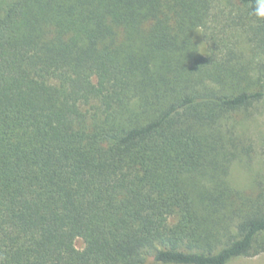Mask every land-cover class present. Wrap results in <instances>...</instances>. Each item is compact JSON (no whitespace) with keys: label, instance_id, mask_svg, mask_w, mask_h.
Wrapping results in <instances>:
<instances>
[{"label":"trees","instance_id":"16d2710c","mask_svg":"<svg viewBox=\"0 0 264 264\" xmlns=\"http://www.w3.org/2000/svg\"><path fill=\"white\" fill-rule=\"evenodd\" d=\"M218 1L0 0V264L264 253V202L230 187L223 131L264 99V63L213 34L200 54ZM228 1L264 56L257 0Z\"/></svg>","mask_w":264,"mask_h":264},{"label":"rangeland","instance_id":"374dc122","mask_svg":"<svg viewBox=\"0 0 264 264\" xmlns=\"http://www.w3.org/2000/svg\"><path fill=\"white\" fill-rule=\"evenodd\" d=\"M243 13L235 2L218 1L212 8L208 28L198 27L192 33L200 54L209 56L211 53L209 37L213 34L221 44L220 56L226 57L225 53L230 52L236 57L242 55L246 62H251L255 67L264 63L263 54H259L250 40L249 21L243 17ZM225 44L235 51L225 48ZM223 131L228 132V135L231 132L234 145L230 144L229 147L239 153L229 168L230 187L251 200L260 194L264 202V99L233 115L225 122ZM75 245L82 248L83 241L77 239ZM227 264H264V253L253 257H237Z\"/></svg>","mask_w":264,"mask_h":264},{"label":"clouds","instance_id":"9594fccd","mask_svg":"<svg viewBox=\"0 0 264 264\" xmlns=\"http://www.w3.org/2000/svg\"><path fill=\"white\" fill-rule=\"evenodd\" d=\"M253 14L259 18H264V0H257Z\"/></svg>","mask_w":264,"mask_h":264}]
</instances>
